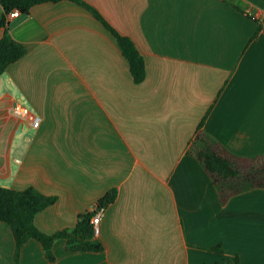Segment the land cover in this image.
Listing matches in <instances>:
<instances>
[{"label":"crops","instance_id":"crops-1","mask_svg":"<svg viewBox=\"0 0 264 264\" xmlns=\"http://www.w3.org/2000/svg\"><path fill=\"white\" fill-rule=\"evenodd\" d=\"M83 1L135 44L145 78L133 83L114 37L74 2L10 20L25 52L0 75V186L56 197L33 219L45 234L115 188L103 251L57 239L48 262L30 239L19 264H264V189L221 205L188 149L205 118L231 155H264V0ZM14 249L0 223V264Z\"/></svg>","mask_w":264,"mask_h":264},{"label":"trees","instance_id":"trees-1","mask_svg":"<svg viewBox=\"0 0 264 264\" xmlns=\"http://www.w3.org/2000/svg\"><path fill=\"white\" fill-rule=\"evenodd\" d=\"M70 1L89 11L102 24L107 32L114 37L121 55L127 61L133 83L138 84L145 78V66L142 54L135 44L122 36L114 27L106 22L99 13L83 0H0V28L3 34L0 38V75L24 54L25 48L12 39L8 33L7 14L13 10L20 14H27L35 5L53 2ZM260 32V26L252 37ZM205 118L197 126L189 144L190 155L199 162L205 170L206 176L215 187L221 205L233 196L247 190L264 189V155L255 157H239L231 155L226 148L205 133L201 126ZM116 197L115 188L110 189L101 197L92 210L77 216L72 230L64 229L52 234L41 232L33 222L34 216L43 209H47L56 201V197H47L33 188L13 190L0 186V223L10 228L15 249L12 254V264H19L21 247L30 239L39 242L44 251V258L48 262L54 261L52 246L55 240L64 239L67 252L103 251V245L96 239L92 218L98 211H103ZM210 252L221 253V246L216 245L208 249ZM235 259L232 264H238Z\"/></svg>","mask_w":264,"mask_h":264},{"label":"built area","instance_id":"built-area-1","mask_svg":"<svg viewBox=\"0 0 264 264\" xmlns=\"http://www.w3.org/2000/svg\"><path fill=\"white\" fill-rule=\"evenodd\" d=\"M19 15H20L19 11L13 10L10 13L7 14L6 18H7L8 21H10V20L18 17ZM31 125H32V127H37L38 120H33ZM101 212H102V210L98 211L96 213V215L91 220V224L93 226V231H94V235L95 236L98 234V231H99V220L101 218Z\"/></svg>","mask_w":264,"mask_h":264},{"label":"water","instance_id":"water-1","mask_svg":"<svg viewBox=\"0 0 264 264\" xmlns=\"http://www.w3.org/2000/svg\"><path fill=\"white\" fill-rule=\"evenodd\" d=\"M21 128H22V124H20V126H19V131L21 130Z\"/></svg>","mask_w":264,"mask_h":264}]
</instances>
